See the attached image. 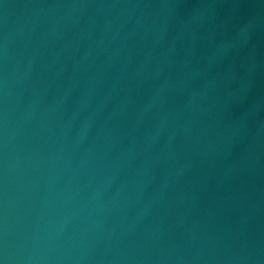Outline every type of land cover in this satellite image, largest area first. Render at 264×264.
Returning <instances> with one entry per match:
<instances>
[{"label":"water","instance_id":"1","mask_svg":"<svg viewBox=\"0 0 264 264\" xmlns=\"http://www.w3.org/2000/svg\"><path fill=\"white\" fill-rule=\"evenodd\" d=\"M0 264H264V0H0Z\"/></svg>","mask_w":264,"mask_h":264}]
</instances>
